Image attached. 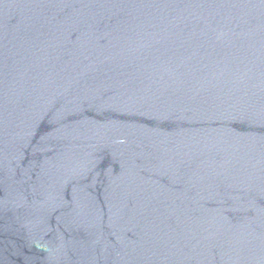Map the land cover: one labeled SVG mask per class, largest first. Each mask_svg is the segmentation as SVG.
<instances>
[{"label": "water", "instance_id": "water-1", "mask_svg": "<svg viewBox=\"0 0 264 264\" xmlns=\"http://www.w3.org/2000/svg\"><path fill=\"white\" fill-rule=\"evenodd\" d=\"M0 264H264V0H0Z\"/></svg>", "mask_w": 264, "mask_h": 264}]
</instances>
